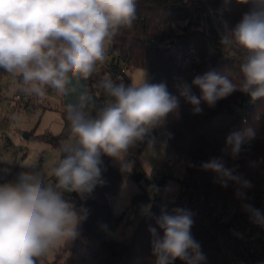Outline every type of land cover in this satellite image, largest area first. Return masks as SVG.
I'll return each instance as SVG.
<instances>
[{
	"label": "clouds",
	"instance_id": "obj_1",
	"mask_svg": "<svg viewBox=\"0 0 264 264\" xmlns=\"http://www.w3.org/2000/svg\"><path fill=\"white\" fill-rule=\"evenodd\" d=\"M251 8L241 20L221 34L220 43L241 55L239 83L215 71L196 76L192 85L202 96L191 92L188 84L180 95L201 113L203 100L214 108L217 101L241 91L253 101L264 98V0H239ZM138 0H0V69L21 77V91L44 98L49 88L66 95L67 85L87 81L105 64L109 46L124 31L134 28ZM108 98L89 115L85 109L91 96L87 90L77 104L66 105L69 141L62 143L59 157L50 168L55 183L45 182L44 173L29 165L14 181L0 184V264H43L53 250L75 240L78 226L86 218L79 215L64 193L81 197L102 183V155L119 161L161 126L178 108V99L164 83H115L110 76L99 85ZM251 129L232 133L226 143L235 157ZM217 174L222 187L229 182L251 187L234 168L220 158L201 164ZM253 223L264 226V214L250 204L244 205ZM147 212V208L145 209ZM175 214L162 212L157 224L163 236L152 242L155 264H199L205 257L191 234L193 213L177 208Z\"/></svg>",
	"mask_w": 264,
	"mask_h": 264
},
{
	"label": "trees",
	"instance_id": "obj_2",
	"mask_svg": "<svg viewBox=\"0 0 264 264\" xmlns=\"http://www.w3.org/2000/svg\"><path fill=\"white\" fill-rule=\"evenodd\" d=\"M250 8V3L239 0H138L134 28L124 31L111 45L114 56L110 77L127 86V78L118 76L117 70L140 67L149 73L146 83H164L178 99V108L138 146H144L157 133L164 134L184 166L183 189L176 200L157 203L156 209L147 210L127 239H114L111 232L119 217L112 212L110 196L118 190L123 172L106 163L102 167L103 182L74 205V210L86 217L78 226V237L61 247L56 259L47 264H155V237L150 228L162 237L157 219L162 212L174 215L177 208L193 213L191 234L205 257L199 264H264L263 255L250 252L244 237L234 235L232 229L237 226L232 220L216 217L191 198L192 194L220 196L233 200L239 211L244 202L264 198V98L253 101L249 95L235 91L217 101L214 108L201 100L202 112L197 114L180 95L181 86L188 84L192 94L200 98L202 92L192 81L209 71L239 83L241 55L222 46L220 39L226 27H234ZM164 41L167 45H161ZM3 71L0 69V74ZM88 84L86 81L91 99L85 111L95 115L106 103L105 95L101 87L97 94ZM246 129L254 132V137H245L253 145L234 157L226 139ZM212 158L222 159L227 168H234L242 181L252 186L229 182L228 187H222L216 173L201 168ZM62 257L65 259L61 261ZM173 264L185 262L176 259Z\"/></svg>",
	"mask_w": 264,
	"mask_h": 264
},
{
	"label": "rangeland",
	"instance_id": "obj_3",
	"mask_svg": "<svg viewBox=\"0 0 264 264\" xmlns=\"http://www.w3.org/2000/svg\"><path fill=\"white\" fill-rule=\"evenodd\" d=\"M113 56L110 45L105 64L98 67L97 73L87 80L88 88L93 87L97 94L100 81L110 76ZM118 64L124 68L121 62ZM117 74L125 76L128 85L138 84L142 80L146 83L149 79V73L140 67L124 68L123 72L119 69ZM0 86V184L14 181L20 172L31 170L29 165H35L44 173L46 183H55L50 168L59 157L60 145L69 141V122L62 94L49 88L42 99L29 95L21 91V77L6 71L0 74ZM107 99L105 96V102ZM138 144L124 158L127 167L113 158L101 156L102 167L108 163L123 172L118 190L110 196L112 212L119 217L111 232L114 239H127L146 208L149 210L153 203L176 200L183 189L184 166L170 149L166 136L157 133L141 148ZM153 170L160 172L156 176V183L153 182ZM139 173L142 177L136 179ZM63 195L73 208L81 197L75 192ZM133 204H136L135 209H132ZM131 210L134 217L128 219ZM232 232L239 237L242 235L238 227L233 228ZM59 251L60 248L50 252L43 264L54 261ZM64 259L62 257L61 261Z\"/></svg>",
	"mask_w": 264,
	"mask_h": 264
},
{
	"label": "built area",
	"instance_id": "obj_4",
	"mask_svg": "<svg viewBox=\"0 0 264 264\" xmlns=\"http://www.w3.org/2000/svg\"><path fill=\"white\" fill-rule=\"evenodd\" d=\"M253 145V142L244 139L241 144V150L249 149ZM164 169V167H162ZM153 182L156 183V176L160 174L159 170H153ZM191 198L196 201V204L207 211H211L216 217L224 220H232L238 228L241 229L242 236L247 241L248 249L257 255L264 256V226L253 223L250 219L249 213L245 210L244 205L250 204L254 208L259 209L264 214V198L259 200L244 202L238 210L233 200H225L218 196L202 198L196 194H192ZM136 208V204L132 205V209ZM134 212L131 210L128 213L127 218L132 219Z\"/></svg>",
	"mask_w": 264,
	"mask_h": 264
},
{
	"label": "water",
	"instance_id": "obj_5",
	"mask_svg": "<svg viewBox=\"0 0 264 264\" xmlns=\"http://www.w3.org/2000/svg\"><path fill=\"white\" fill-rule=\"evenodd\" d=\"M167 41H164L161 43V45H167ZM67 87L69 89H72L73 91H69L66 95H63L62 94V98H63V104L66 106L68 104H77L78 103V98L79 96L85 92L86 90V81H80V82H77L75 80L71 81ZM26 137L28 136L27 133L24 134ZM136 179H140L142 177V174H136ZM74 192H71V193H65V194H68V195H72ZM158 207V204L157 203H153L149 210H153V209H156Z\"/></svg>",
	"mask_w": 264,
	"mask_h": 264
}]
</instances>
